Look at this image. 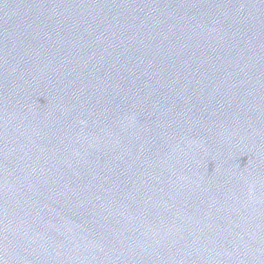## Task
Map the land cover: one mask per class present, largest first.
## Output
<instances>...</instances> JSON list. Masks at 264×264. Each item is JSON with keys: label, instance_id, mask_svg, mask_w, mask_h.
<instances>
[{"label": "water", "instance_id": "obj_1", "mask_svg": "<svg viewBox=\"0 0 264 264\" xmlns=\"http://www.w3.org/2000/svg\"><path fill=\"white\" fill-rule=\"evenodd\" d=\"M0 189L82 264H264V0H0Z\"/></svg>", "mask_w": 264, "mask_h": 264}]
</instances>
